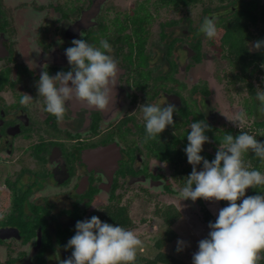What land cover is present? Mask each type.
<instances>
[{
  "label": "flooded vegetation",
  "instance_id": "1",
  "mask_svg": "<svg viewBox=\"0 0 264 264\" xmlns=\"http://www.w3.org/2000/svg\"><path fill=\"white\" fill-rule=\"evenodd\" d=\"M200 7L170 0H0V264H61L71 258L65 245L76 222L94 215L131 228L112 213L127 211L137 198L167 200L183 187L181 172L192 171L184 152L192 122L209 125L210 150L202 153L212 156L217 137L236 133L220 130L226 122L218 83L201 72ZM101 38L122 69L109 109L70 101L57 121L38 97L41 72L70 69L65 49L73 39L98 45ZM24 93L34 99L28 105L19 102ZM164 97L177 107L174 125L145 143L139 106ZM247 107L246 118H255Z\"/></svg>",
  "mask_w": 264,
  "mask_h": 264
},
{
  "label": "clouds",
  "instance_id": "2",
  "mask_svg": "<svg viewBox=\"0 0 264 264\" xmlns=\"http://www.w3.org/2000/svg\"><path fill=\"white\" fill-rule=\"evenodd\" d=\"M199 31L214 40L219 34L215 15L205 17ZM71 44L65 49L70 69L55 75L44 70L36 85L38 97H43L44 111L57 121L64 119L70 101L86 105L87 109L107 111L122 75L107 39L101 38L98 45L84 39H73ZM262 48L264 40L251 45V49ZM255 95L259 101L258 112L264 114V88L257 86ZM33 100L24 93L19 102L28 105ZM139 110L146 143L160 136L167 126L174 125L177 107L164 97L162 103L141 104ZM245 119L246 111L241 110L231 122L240 128ZM207 130L209 125L200 120L192 122L187 133L184 152L192 171L180 189L181 201L195 202L202 198L228 203L219 210L215 221L209 222L208 236L198 242L192 264H259L264 259V195L246 196L245 193L249 188L264 192V172L247 165L244 156L252 152L264 163V141H258L256 135L246 131H240L235 137L225 133L214 158L209 161L201 155L203 145L209 142ZM142 243L134 231L102 222L94 215L76 222L75 234L65 245L72 249L71 258L61 264H135ZM184 246L185 242L178 239L176 251H182Z\"/></svg>",
  "mask_w": 264,
  "mask_h": 264
},
{
  "label": "rangeland",
  "instance_id": "3",
  "mask_svg": "<svg viewBox=\"0 0 264 264\" xmlns=\"http://www.w3.org/2000/svg\"><path fill=\"white\" fill-rule=\"evenodd\" d=\"M220 6L221 4L213 1L212 3L201 4L200 11H195L197 16L202 13V18L204 9L211 11L216 9V11L211 12L210 15L211 17L215 15L219 33L214 40L208 39L204 34L202 35L203 58L201 72L205 77H209V79L215 78L218 83V105L226 122V125H219L220 130L229 128L235 132L246 131L249 134L256 135V139L260 140L261 138H264V132L260 130L258 132L257 129H254L253 122L264 118V114L258 112V119L252 117L246 118L240 128L236 127L235 124L231 122L235 119L236 113L241 110H247L249 102L250 108H252L253 111L254 109L258 111L259 101L256 98L255 92L257 86L264 88V82L258 73L250 75L248 82H250L253 87V94L247 92L243 83H229L231 66L229 62L222 57L224 56V52L221 51V48L219 47V38L221 36V30L219 27L226 21V19H229L230 16L228 14L220 15L222 11H217ZM203 20L204 17L201 24ZM253 29L254 32H256L255 28H252V30ZM252 44L253 43H250L248 45L249 50L251 49ZM250 51L253 52L255 49H251ZM232 74H234V72H232ZM206 150H210L209 144L203 145L202 152H207ZM174 188L177 196L170 195V198H167V200H165L164 197L160 198L159 195H155V199L152 203L150 201V203L147 204L144 199L141 200L140 198H137L135 204H129L127 211L132 222L129 230L134 231L143 242L142 247L137 251V256L152 260L158 252L155 249L154 244L167 230L162 219L154 211L158 208H164L170 205L173 206L179 212L180 217L171 227L173 232L171 241L166 242L160 250L165 254L171 255L181 264H192V256L198 250V242L208 236L210 231L208 227L209 224L202 220V212L199 203L196 201L193 202L190 199L181 201L180 188ZM172 198L174 201L171 200ZM170 202H173V204H170ZM239 202L240 201L238 200L237 203ZM227 203L228 202L225 201V206ZM202 204L210 212L213 219H216L219 210L224 207L220 205L219 201L217 202L215 200L202 199ZM178 239L185 242V246L180 252L176 251Z\"/></svg>",
  "mask_w": 264,
  "mask_h": 264
},
{
  "label": "trees",
  "instance_id": "4",
  "mask_svg": "<svg viewBox=\"0 0 264 264\" xmlns=\"http://www.w3.org/2000/svg\"><path fill=\"white\" fill-rule=\"evenodd\" d=\"M213 1L221 4L217 11H222L220 15L228 14L229 19H226L219 27L221 30V36L219 38V47L224 52V59H226L231 66V74L229 83H243L247 91L253 93V87L248 78L253 73H258L262 77L264 82V48L261 50H255L251 52L248 45L254 43L257 40H264V0H170L173 4L188 5L195 2L200 4H208ZM215 10L204 9V18L210 15ZM255 28L256 32H254ZM203 35V33H202ZM234 72V74H232ZM248 110V108H247ZM249 114L258 119V111L256 109L249 108ZM262 119V120H261ZM253 122L254 129L264 132V118ZM229 133V132H227ZM240 132L232 134L234 137ZM231 134V133H230ZM224 136V135H223ZM223 136L217 137L215 142L219 143ZM258 141H264L261 138ZM206 159L211 161L214 156L202 153ZM245 163L252 168H256L261 172H264V163H261L259 158L254 156V153L250 152L244 156ZM202 164L197 170H200ZM191 172H181V185L184 184V180ZM256 189L252 188L251 194H254ZM201 212L202 220L205 223L214 222L210 212L204 207L201 199H197ZM221 206H225V201H220ZM166 225L167 230L164 235L155 242V249L158 251L152 260L136 257L135 264H181L174 257L169 254L163 253L160 249L166 243L171 241L173 232L171 230L172 225L180 217L179 212L173 206H166L164 208H158L154 211ZM112 219L117 220L121 224L130 225L131 220L128 216V211L121 209L118 212H114L111 215ZM259 264H262L259 262Z\"/></svg>",
  "mask_w": 264,
  "mask_h": 264
}]
</instances>
